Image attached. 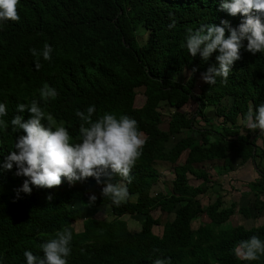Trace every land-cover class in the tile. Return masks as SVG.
<instances>
[{
	"label": "trees",
	"instance_id": "16d2710c",
	"mask_svg": "<svg viewBox=\"0 0 264 264\" xmlns=\"http://www.w3.org/2000/svg\"><path fill=\"white\" fill-rule=\"evenodd\" d=\"M221 3L20 0V21L0 24V103L7 106L4 119L9 122L7 131L0 130V166L11 151H18L14 145L25 134L22 129L12 132L11 119L22 115L26 121L31 116L27 109L20 113L17 104L30 105L34 99L57 125L68 128L74 142H78L81 123L76 110L86 111L95 105L94 121L105 112L117 118H134L146 144L132 169L133 182L123 181L130 198L119 207L101 195L105 185L93 177L74 183L63 178L60 186L51 189L30 184L29 194L21 191L27 177L17 176L15 165L12 170L0 167V264H27L26 250L43 258L40 246L64 227L73 231L68 264H154L157 258H169L170 264H264V256L245 261L234 251L252 235L264 241V219L250 227H222L234 213L247 216V208L232 201L225 205L221 194L206 206L199 198L220 187L205 164L220 160L227 173L232 168L230 153L242 162L264 153V149L257 152L254 139L248 132L241 133L237 124L238 118L244 122L250 108L255 111L264 103V53L247 51L245 39L241 58L234 62L227 84L217 78V83L210 85L204 80L199 83V79L209 66L218 67V50L203 61L199 53L192 57L186 47H181L186 43L188 28L223 26L225 20L238 27L245 19L239 13L230 15L221 9ZM170 13L177 20L175 29L168 28ZM141 31L147 34L144 41L139 40ZM45 43L53 49L52 59L45 61L41 56L42 66L36 70L30 49L42 50ZM193 68H197L194 73ZM176 72L187 73L186 80L174 78ZM44 84L58 92L46 104L39 95ZM227 96L231 97L230 105L223 102ZM193 102L192 113L182 110ZM164 105L172 108L166 128L161 126ZM208 106L220 119L217 124ZM182 132L185 134L166 149L171 136ZM155 162L171 164L173 178L167 189L153 194L152 186L160 176ZM256 168L258 178L251 186L263 193L264 170L258 164ZM215 172L218 177L223 174L216 168ZM189 175L200 182L191 184ZM110 182L122 181L113 175ZM91 194L97 197L93 205H109L113 217L85 218L82 229L76 231L74 222L81 217L80 208L69 204L78 200L88 205ZM259 199L256 195L255 200ZM134 214H140L142 220L140 227L132 230L122 217ZM200 217L205 219L193 227V221ZM154 226H161L160 234L154 233ZM154 249L163 256L154 254Z\"/></svg>",
	"mask_w": 264,
	"mask_h": 264
},
{
	"label": "clouds",
	"instance_id": "9594fccd",
	"mask_svg": "<svg viewBox=\"0 0 264 264\" xmlns=\"http://www.w3.org/2000/svg\"><path fill=\"white\" fill-rule=\"evenodd\" d=\"M20 0H0V24L7 21L19 22L18 5ZM221 9L230 15L242 14L245 19L232 27L230 22L222 21L223 26L215 24H202L197 29H187V52L195 57L198 53L203 61L209 60L214 52L219 54L215 59L218 67L211 65L201 73L204 82L215 85L217 78L222 84H227L232 66L241 58L240 49L243 41L247 40L246 50L255 54L264 53V0H222ZM255 11L256 15H253ZM170 15L169 29H175L177 20ZM226 29L228 35L226 36ZM53 49L48 43L42 50L31 48L30 52L35 58V68H41L40 57L51 61ZM193 73L197 68H193ZM40 99L46 104L58 96L56 89L44 84L40 89ZM17 110L23 113L26 109L31 113L28 120L22 115H15L11 121L12 132L22 129L25 133L18 137L15 149L6 157L2 169L12 170L16 167V175L24 176L21 191L31 193V185L38 188H54L62 184L63 178L69 183L82 181L89 177L96 179L98 184L103 183L101 195L109 198L119 207L130 198L126 184L133 182L131 175L133 167L142 156L146 138L139 130L138 122L127 115L119 118L113 113L105 112L95 121V105L87 107L86 111L77 109L75 115L81 121L79 125L78 142L73 141L68 128L57 125L53 116L47 114L40 106V102L32 100L31 104L18 103ZM8 115L5 103H0V130L7 131L9 122L4 119ZM42 121H46L42 123ZM245 126L250 130L259 129L264 132V103L259 104L255 111L249 109L244 119ZM113 175L121 178L120 183H112ZM107 178V179H102ZM51 200V196L47 197ZM97 197L89 196L88 205L92 206ZM73 231L64 227L55 233L40 247L44 253L43 258L25 251L27 264H68L67 258L71 255V241ZM235 255L245 261H255L264 256V241L252 235L242 240L235 248ZM153 253H160L154 249ZM163 256L162 253H160ZM154 264H170L169 258H157Z\"/></svg>",
	"mask_w": 264,
	"mask_h": 264
},
{
	"label": "crops",
	"instance_id": "0c3cea01",
	"mask_svg": "<svg viewBox=\"0 0 264 264\" xmlns=\"http://www.w3.org/2000/svg\"><path fill=\"white\" fill-rule=\"evenodd\" d=\"M227 98L231 99L230 96H227L225 100H227ZM225 100L223 102L230 105L231 100L229 103L228 100L226 102ZM211 110H213V108ZM219 120L216 118L215 120L213 119V121ZM237 124L239 125V131L241 133L248 132L251 135L250 139H254L257 145V152L260 153L264 149V132L260 133L259 129H248L240 118H238ZM229 157L232 168L228 170L227 173L223 172L222 178L215 175V167L217 165H222V163H219L220 160L213 161L211 164L212 171L215 177H217L215 178L213 175V179L217 182L220 181V187L217 188V190H211L215 193V197L217 194H221L224 202L230 203L232 201L239 207L247 208V216H244L242 213H234L230 216L228 222H231L232 219H236V225L241 224L245 227L258 225L264 219V192H256L251 186V183L258 178L256 164L264 170V153H262V156L257 155L255 160H248L245 162H242L241 158L233 153H230ZM207 171L210 172L209 169ZM256 195L260 197L259 200H255ZM256 204L259 207L255 206Z\"/></svg>",
	"mask_w": 264,
	"mask_h": 264
},
{
	"label": "rangeland",
	"instance_id": "374dc122",
	"mask_svg": "<svg viewBox=\"0 0 264 264\" xmlns=\"http://www.w3.org/2000/svg\"><path fill=\"white\" fill-rule=\"evenodd\" d=\"M147 37L146 32L142 33V31L140 32V36H139V40L140 41H144ZM173 71V70H172ZM172 76L174 78H176L178 81H185L187 78V73L185 74L184 72H176V74H172ZM203 81V79H199V83ZM197 84L200 85V84ZM195 93L199 92L198 88H196L194 90ZM137 98L142 99V94H138ZM231 98V97H230ZM225 100V99H224ZM228 103L230 102L231 99H228ZM225 100V102L227 101ZM227 104V103H225ZM213 107L208 106L207 110H209V115L210 117H214L215 120V116L213 114V110H211ZM195 109V103H190L185 105L182 110L186 111V112H190L192 113V111ZM161 112L163 114V123H162V127L166 128V121L169 117V115L171 114L172 108L169 107L168 105H164L161 108ZM211 110V111H210ZM216 122V121H214ZM185 133H179L176 135L171 136L169 142L166 144V149L170 148L171 145L180 137H182ZM220 162V161H219ZM212 163H208L205 164V167L203 165L204 168H206L207 170L209 169V173L212 174V176L214 175L213 171H212V167H211ZM154 166L157 168V170L160 173L159 176V180L152 186V193H156L157 191H164L165 189H167V187L170 186V180L173 178V170H172V166L171 164L167 163V162H155ZM201 167V164H196V167ZM216 170H218L219 172H224L225 169L223 167H221V165H217ZM215 177V175H214ZM220 177L222 178V175H220ZM217 178V177H215ZM189 182L193 185H196L200 182V180L195 179L192 175H189ZM200 202L202 203L203 206H206V204H208L209 202L213 201L215 198V193H213L212 191H210V193H208L207 195H203L200 196ZM132 199H134V196H132ZM229 204V202L225 201V205ZM70 207H79L80 208V212H81V217L78 218L75 222H74V228L76 231H80L82 229V222L85 218L88 217H95V218H99V219H105V220H109L111 219L113 216L111 214V207L109 205H81L80 202L78 200H73L70 204ZM154 216H157L158 212H152ZM123 219H125L127 221L128 227H130V229L134 230V229H138L140 227V223L142 220V216L140 214H134V215H125L122 217ZM164 219V217H163ZM205 219V217H200L197 218L195 221H193L192 226L196 227L201 221H203ZM237 220L236 219H232L231 222H225L222 224V227H225L227 224L229 225H236ZM226 224V225H225ZM153 231L156 234H160L161 233V226H154L153 227ZM263 256H261L260 258H262Z\"/></svg>",
	"mask_w": 264,
	"mask_h": 264
}]
</instances>
